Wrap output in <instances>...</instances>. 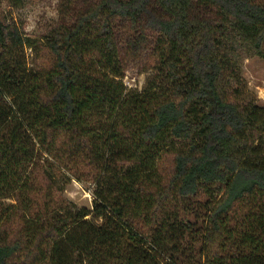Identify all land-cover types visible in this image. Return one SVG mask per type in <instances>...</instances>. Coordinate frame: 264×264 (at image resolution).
Wrapping results in <instances>:
<instances>
[{
	"label": "trees",
	"instance_id": "1",
	"mask_svg": "<svg viewBox=\"0 0 264 264\" xmlns=\"http://www.w3.org/2000/svg\"><path fill=\"white\" fill-rule=\"evenodd\" d=\"M61 2L42 39L0 21V264H264V104L239 86L264 0ZM121 44L154 46L142 90ZM61 175L94 183L91 208Z\"/></svg>",
	"mask_w": 264,
	"mask_h": 264
},
{
	"label": "rangeland",
	"instance_id": "2",
	"mask_svg": "<svg viewBox=\"0 0 264 264\" xmlns=\"http://www.w3.org/2000/svg\"><path fill=\"white\" fill-rule=\"evenodd\" d=\"M61 0H0V21L7 27L8 33H18L22 38L42 39L49 34L62 16ZM156 40L153 36V41ZM151 46L147 51L134 57L121 44L119 59L123 68L121 79L129 89L142 90L152 77L155 62V49ZM24 57L29 70H39L43 63L31 47L25 46ZM239 86L245 98H253L264 104V58L243 55L239 60ZM235 87V86H234ZM41 167V168H40ZM36 169L35 176L43 182L42 167ZM51 173V171H49ZM56 197L60 201H70L78 209L92 207L94 183L86 180L68 179L64 175L57 178ZM4 205L13 203L9 198L1 199ZM94 223H100L88 215Z\"/></svg>",
	"mask_w": 264,
	"mask_h": 264
}]
</instances>
